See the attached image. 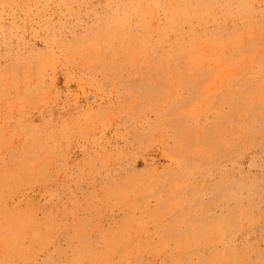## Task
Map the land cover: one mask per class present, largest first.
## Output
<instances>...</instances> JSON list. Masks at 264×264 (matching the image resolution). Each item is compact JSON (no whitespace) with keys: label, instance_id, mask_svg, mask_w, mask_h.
<instances>
[{"label":"rangeland","instance_id":"rangeland-1","mask_svg":"<svg viewBox=\"0 0 264 264\" xmlns=\"http://www.w3.org/2000/svg\"><path fill=\"white\" fill-rule=\"evenodd\" d=\"M0 264H264V0H0Z\"/></svg>","mask_w":264,"mask_h":264}]
</instances>
